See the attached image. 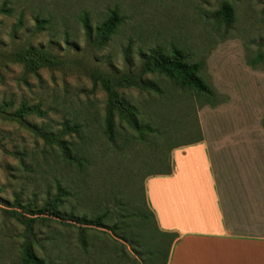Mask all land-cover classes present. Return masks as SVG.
Returning a JSON list of instances; mask_svg holds the SVG:
<instances>
[{
  "label": "rangeland",
  "instance_id": "obj_1",
  "mask_svg": "<svg viewBox=\"0 0 264 264\" xmlns=\"http://www.w3.org/2000/svg\"><path fill=\"white\" fill-rule=\"evenodd\" d=\"M223 2L234 10L229 28L214 18ZM112 10L122 18L116 32L103 44L90 39L82 16L94 29ZM28 47L49 51L60 65L24 72L12 56ZM173 48L189 62H202L201 75L219 104L203 105L165 81L160 94L119 90L136 111L139 131L116 118L109 140L99 76L137 73L150 50ZM5 103L0 264H17L27 240L46 264H165V245L160 255H149L161 237L147 208L145 180L168 170L174 147L199 136L230 229L264 233V0H0V105ZM21 103L38 105L45 116L15 119ZM65 123L81 125V132L62 135ZM51 135L70 142L82 168L64 159L47 139ZM58 195L63 213L88 220L107 213L103 225L47 217L27 236L8 213L30 217L23 207L38 208ZM116 224L140 257L112 233Z\"/></svg>",
  "mask_w": 264,
  "mask_h": 264
},
{
  "label": "trees",
  "instance_id": "obj_2",
  "mask_svg": "<svg viewBox=\"0 0 264 264\" xmlns=\"http://www.w3.org/2000/svg\"><path fill=\"white\" fill-rule=\"evenodd\" d=\"M5 11L6 10H3V12ZM214 18L222 23L226 28H229L234 22V10L228 3L223 2L219 6L218 10L215 11ZM81 21L85 34L90 39L97 40L98 43L103 44L116 32L118 26L122 22V18L119 16L117 10H112L106 19L94 29L91 28L87 14L82 16ZM12 57L15 63L22 65L24 72L26 73H36L42 68L51 69L60 65V60L57 56L42 48L28 47L17 51ZM202 68V62H189L186 54L177 48H173L170 51L153 49L150 50L148 54L143 55L142 63L137 73L131 72L120 76H99L98 81L107 95L103 126L108 139L113 140L115 137L116 118L127 121V123L135 131H139L136 111L124 99L119 90L134 88L140 91H149L155 94H160L162 92L160 82L165 81L166 83H169L172 88L184 94L187 93L194 96L196 100L203 105L216 107L219 104L217 94L203 79L201 75ZM147 75L157 78L159 82L146 78ZM7 108V103L0 105V113H4ZM31 115L43 117L45 116V113L41 111L38 105L29 106L26 103H21L13 113V117L17 120H22L24 117ZM62 132V135H69L71 133L78 134L81 132V125H69L68 123H65L63 125ZM197 133L200 135L199 130H197ZM47 139L60 148L66 161L82 168L83 159H80L73 154L70 142L64 140L61 136L54 135L48 136ZM201 141L202 139L199 136L196 141L183 144L178 147L199 143ZM178 147H174L173 149ZM169 174H171L170 167L165 173H156L154 175ZM63 204V195H58L57 197L43 203L38 208L32 204L23 207L27 213H30V217L24 216L20 212L16 211H10L8 213L18 224L25 227L27 236L28 233L32 232L35 223H42L48 219L47 217H55L60 221H74L82 225H95L97 227H101L103 225L102 221L107 217V213H103L102 215L90 220H88L85 216L75 217L72 214L67 215L61 211ZM150 214L154 217L152 212H150ZM141 218L144 220L145 216L141 214ZM110 230L116 238L131 246L137 256L140 255V252L134 242H131L130 239L122 233L118 234V231L125 230L124 227H120L116 224L110 227ZM157 232L161 238H159L158 243L155 246V252L149 255L151 258L157 254L160 255L163 250L161 249V244L163 247L165 245L167 252L162 255L166 264L169 248L177 236L175 234L161 233L158 230ZM17 264L46 263L34 252L32 241L27 240L20 247V260Z\"/></svg>",
  "mask_w": 264,
  "mask_h": 264
},
{
  "label": "crops",
  "instance_id": "obj_3",
  "mask_svg": "<svg viewBox=\"0 0 264 264\" xmlns=\"http://www.w3.org/2000/svg\"><path fill=\"white\" fill-rule=\"evenodd\" d=\"M171 157V174L145 180L157 230L177 236L166 264H264V233L230 229L202 141L173 149Z\"/></svg>",
  "mask_w": 264,
  "mask_h": 264
}]
</instances>
